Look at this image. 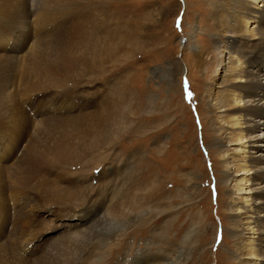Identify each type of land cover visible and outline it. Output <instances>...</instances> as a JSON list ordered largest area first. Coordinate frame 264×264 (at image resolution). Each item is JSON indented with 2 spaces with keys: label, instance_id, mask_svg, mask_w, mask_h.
<instances>
[{
  "label": "rangeland",
  "instance_id": "1",
  "mask_svg": "<svg viewBox=\"0 0 264 264\" xmlns=\"http://www.w3.org/2000/svg\"><path fill=\"white\" fill-rule=\"evenodd\" d=\"M236 2L0 0V258L54 264L47 245L72 230H46L75 212L61 205L70 196L127 223L104 264H237L235 177L223 178L237 167L219 158L207 109L224 54L211 38L221 16L233 27ZM42 146L69 154L67 167L47 159L26 176L34 191L16 195L5 174L25 179L15 168ZM71 167L84 181L61 177Z\"/></svg>",
  "mask_w": 264,
  "mask_h": 264
},
{
  "label": "bare ground",
  "instance_id": "2",
  "mask_svg": "<svg viewBox=\"0 0 264 264\" xmlns=\"http://www.w3.org/2000/svg\"><path fill=\"white\" fill-rule=\"evenodd\" d=\"M37 14L38 11L32 13L35 18ZM229 15L232 17L230 25L233 27L227 29V23L223 21L225 16H221L222 24L218 27L223 32L211 38L213 45L220 47V51L228 56L221 53L220 60L216 62L222 61L223 65V69L215 77L218 80L215 93L219 96L213 99L212 105H207V109L211 110L212 128L220 134V138H214L219 158L224 163L237 167L233 175L223 173L225 183L235 177L231 187L234 195L227 203L232 220L233 243L237 250L232 253L237 256V264H264V0H237ZM225 135L230 137L229 141H222ZM44 147L32 149L27 162L24 161L15 168L16 172L21 171L25 179L20 175L18 180L13 177L14 174H5L4 178L9 179V185L15 188L16 195H20L19 190L34 191L26 176L31 169L43 168V162L47 159L59 161L67 167L69 154L58 156L59 152H51L45 147L44 155L41 152ZM82 167L77 164L74 168L79 170ZM60 172H64L61 177L67 181H84L81 175L78 176L81 171L77 174V171H72V167ZM50 187L47 184L39 185L35 192H40V189L52 190ZM53 188L57 189L54 184ZM54 195L58 198L57 194ZM61 199H64L62 206L69 205L70 210L75 212L64 211L62 220L46 231L58 226H67L72 231L64 236L63 241L61 237L53 239L47 245L45 254L48 253L51 257L44 261L51 258L54 264H69L67 261L72 256V264H80L84 250L93 247L95 251L91 254V264L102 260L104 264L107 259L104 249L110 250L114 246L117 236L127 230V223L116 221L103 206L95 212V205L80 206V202L70 196ZM58 206L56 202L45 204L38 209L40 217H47L51 211L57 213L55 210ZM144 213L145 209H142L141 214ZM58 219L60 218L56 216L51 220ZM132 221L134 220L131 219L130 222ZM43 257L37 259L38 264ZM7 260L5 257L0 258V264H10Z\"/></svg>",
  "mask_w": 264,
  "mask_h": 264
},
{
  "label": "water",
  "instance_id": "3",
  "mask_svg": "<svg viewBox=\"0 0 264 264\" xmlns=\"http://www.w3.org/2000/svg\"><path fill=\"white\" fill-rule=\"evenodd\" d=\"M179 55H180V53H179Z\"/></svg>",
  "mask_w": 264,
  "mask_h": 264
}]
</instances>
